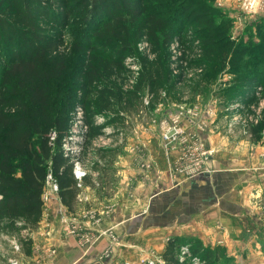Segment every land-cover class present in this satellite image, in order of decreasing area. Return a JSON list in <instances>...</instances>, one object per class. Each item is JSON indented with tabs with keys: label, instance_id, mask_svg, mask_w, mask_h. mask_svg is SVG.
Returning a JSON list of instances; mask_svg holds the SVG:
<instances>
[{
	"label": "trees",
	"instance_id": "obj_1",
	"mask_svg": "<svg viewBox=\"0 0 264 264\" xmlns=\"http://www.w3.org/2000/svg\"><path fill=\"white\" fill-rule=\"evenodd\" d=\"M152 1L0 0L1 232L40 227L49 171L58 182L61 204L74 211L81 189L63 144L71 136L79 109L84 124L80 128L81 160L90 142L105 135L106 126L118 128L125 123L140 102L143 88L151 94L153 106L162 92L186 79V67L201 69L205 85L216 80L229 63L234 78L223 95L244 107L257 103L256 88L264 90V18L247 23L245 34L235 39L241 44H235L231 39L233 19L215 7L214 0ZM179 10L182 17L172 15ZM66 34L70 39L66 40ZM255 35L259 42L242 44L246 36L252 41ZM143 38L158 56L151 60L142 57L136 85L132 90L123 89L110 77L125 71V58L135 54L134 47ZM174 41L181 43L180 60L187 64L179 66L178 76L166 60L171 58L166 51ZM191 52L194 57L199 52L200 60H191ZM77 54L84 55L81 69L71 72L73 89L63 90ZM99 114L111 118L97 125ZM262 130L264 119L253 128L256 138ZM53 131L56 139L51 144ZM184 246L206 264L219 257L218 249L205 247L198 239L174 237L163 254L166 263L187 264L179 261Z\"/></svg>",
	"mask_w": 264,
	"mask_h": 264
},
{
	"label": "crops",
	"instance_id": "obj_2",
	"mask_svg": "<svg viewBox=\"0 0 264 264\" xmlns=\"http://www.w3.org/2000/svg\"><path fill=\"white\" fill-rule=\"evenodd\" d=\"M217 5L236 28L237 0ZM206 135L213 147L221 146L220 136ZM130 140L121 151L105 150L116 156L111 166L116 184L109 181L112 174L103 168L107 165L100 161V166H90L80 191L86 203L77 200L70 212L79 233L65 232L60 204L52 200L45 204L40 227L33 231L29 253L20 264H47L49 250L56 253L55 264H142L153 257L164 260L167 242L174 237L198 239L236 264L240 253L252 258L243 264H262L253 252L264 247V137L251 146L233 144L231 148L236 147L228 149L233 156L212 157L211 172L190 179L173 172L177 153L166 154L157 133L137 131ZM223 164L229 169H221ZM84 232L107 233L88 248L81 241ZM110 248L113 253L107 256Z\"/></svg>",
	"mask_w": 264,
	"mask_h": 264
},
{
	"label": "rangeland",
	"instance_id": "obj_3",
	"mask_svg": "<svg viewBox=\"0 0 264 264\" xmlns=\"http://www.w3.org/2000/svg\"><path fill=\"white\" fill-rule=\"evenodd\" d=\"M220 0H214L213 5L215 7L219 8L217 3ZM152 0H149V3L152 4ZM238 2V0H237ZM221 9V8H219ZM224 13H226L228 16L229 14L221 9ZM181 10L177 13L176 11L173 12V16H178L182 17ZM237 12H238V6H237ZM237 17L239 16L238 13L236 14ZM254 21V20H253ZM252 22V21H251ZM236 28L233 29L234 25L232 26V34L236 35L235 38H240L243 34H245V26L243 29H241V26L238 25V21L236 20L235 22ZM187 35V34H184ZM183 35V36H184ZM66 40H68L69 35H65ZM188 37V36H186ZM247 37V36H246ZM259 37V36H258ZM234 38L231 36V39ZM248 38V37H247ZM244 38L243 45L249 46L252 45L253 43L259 42V38L254 36V39L251 41L250 38ZM70 39V38H69ZM144 39V38H143ZM147 41L148 39L145 38ZM237 39V40H238ZM234 39L235 44H241L238 43ZM141 41V40H140ZM139 41V42H140ZM136 44V47H134L135 54L137 57L141 59L142 62V56L141 53L139 52L138 49V43ZM150 43V42H149ZM236 47V45H234ZM153 52V51H152ZM167 53L171 54L170 57L172 56V53L170 51H166ZM166 52H163L164 55H166ZM131 55V54H130ZM155 57H152L155 59L157 56L154 54ZM194 53H190V59L193 61H198L200 60L198 57L193 56ZM129 56V55H127ZM147 57V56H145ZM84 60V55L83 54H77V56L74 57V59L71 61V71L67 75V79L62 83V89L66 90L67 88L73 89V83L74 79L72 77V71L73 73H76L78 70L81 69V63ZM151 60V59H150ZM166 60L168 62H171V58ZM233 61V60H232ZM231 61V64H232ZM248 63V60H244ZM243 61V62H244ZM251 63V62H250ZM259 63V62H258ZM125 66V64H124ZM245 66V65H244ZM247 73V71H246ZM202 74V73H201ZM201 74H192L191 76L186 75V79H184L181 83H178L172 90L169 88L168 90L162 92L161 94V99L158 103L153 105L150 110H146L145 107L143 106V100L146 96L147 89L143 88L141 91V96H140V102L136 105L134 108V111L130 116H127L125 119V123L121 127L115 128L112 125H108L110 127V130L113 132V134H110L108 137L110 139H100V138H94L89 146H87L85 154L81 157V161L83 163L84 168L87 169V171L90 173V166L95 165L96 162H102L103 164L107 165L108 167H103L104 169L108 170V172L112 174L114 171V167H111L114 165V161L116 159V156L114 154H106L104 150H119L124 147H128L129 144L131 143V140L129 141L130 138L134 136V134L139 131H152L156 133V130L153 127V119H159L160 117L164 116L168 112H172L176 109H178L180 106H186L187 108H193V107H198L199 111L201 112V117H204V121L206 122V126L208 127V130H210V134H215L217 136H220L221 139V146L215 148L213 147L209 141L207 135L205 134L203 136V140L206 142L207 147L211 150H213L212 156L210 157V160L212 157L217 156L219 160H223L227 156H233V152L231 150L229 151L228 149H233L237 145H242L244 143L249 144H256L259 142L263 137H264V131L261 132L260 137L256 138L255 133L253 131V128L257 125H259L263 119H264V100H260L259 104H254V108H251L252 106H245V107H239L241 110H237V108L232 107L233 104H240L239 102L235 101L236 103H231L230 98H226L223 94L225 93L226 89L228 88L227 85L228 83L234 78V74L231 71V65L226 66L225 70L222 71L220 74H218V77L216 80L210 81L209 83H206L205 85H202V80L203 78L201 77ZM201 75V76H200ZM111 81L116 82L118 85L122 86L123 89L126 90H132V83L131 81H134L133 76L129 72H127L126 68L125 71L119 74H114L110 77ZM200 84V85H199ZM261 87V86H259ZM257 87L256 89L258 90ZM229 89V88H228ZM165 95H164V94ZM255 99H259V96L257 97L256 93L253 94ZM264 96V92L263 95ZM92 100H94V96H91ZM258 103V102H257ZM160 106V110L158 112H154V110ZM256 106V107H255ZM149 109V108H148ZM248 112V113H247ZM244 113H246L244 115ZM241 114V115H238ZM101 115V114H99ZM107 115V114H106ZM250 115V116H249ZM98 116V115H97ZM96 116V117H97ZM242 116V117H241ZM244 117H248V121L250 117H257L258 123L255 124H249L248 128V134H245L244 132V125H243V120ZM243 118V119H242ZM242 120V122H241ZM108 122V121H107ZM95 124L96 118H95ZM100 125V124H97ZM79 127L75 126V130L78 132ZM122 131L125 135L126 141L123 143H120V133L114 135L115 132ZM123 135V136H124ZM242 143V144H241ZM233 146L231 148L232 145ZM105 152L104 154H100L102 151ZM249 151H252L249 149ZM228 152V155H227ZM231 152V153H230ZM241 152V151H239ZM237 152V153H239ZM229 156V157H230ZM242 156V155H240ZM104 157V158H103ZM209 160V161H210ZM221 169L228 170L229 168L227 166L220 165ZM114 173V172H113ZM109 181L112 182V185L116 184L117 182L115 181L114 175H110ZM86 203V201H84ZM262 205V203H261ZM264 205V203H263ZM262 205V206H263ZM59 213V219H60V212ZM13 240L18 241L19 244H21L22 250L18 254L13 251ZM32 241V236L31 239L28 235H26L23 230L20 231L19 233H13V234H5L0 231V264H11L10 259L15 258V257H20L22 259H26L27 255V248L31 247ZM115 244V243H114ZM27 247H26V246ZM262 245V243H261ZM263 246V245H262ZM24 248V250H23ZM246 251V250H245ZM247 252V251H246ZM20 254H22L20 256ZM252 254V253H251ZM254 255H256L258 258H260V262L264 264V247H261V249H258L253 252ZM195 257L193 256V253L191 252V257H188L186 260L187 264H191L192 258ZM240 264H243L244 261H252L251 255L246 254L245 256L240 253ZM160 264V263H159ZM168 264V263H164ZM213 264H236L233 261H230L229 258L226 257V255L223 257L219 253L218 259L215 261Z\"/></svg>",
	"mask_w": 264,
	"mask_h": 264
},
{
	"label": "built area",
	"instance_id": "obj_4",
	"mask_svg": "<svg viewBox=\"0 0 264 264\" xmlns=\"http://www.w3.org/2000/svg\"><path fill=\"white\" fill-rule=\"evenodd\" d=\"M238 25L243 26L244 23H250V21L256 20L257 18H264V0H238ZM195 44H198L195 42ZM138 49L142 56H147L150 59L155 57L152 52L151 44L145 38L142 39L138 43ZM170 51L172 53L171 56V67L173 70L174 75H179L181 70H179V66H186L187 64L181 61V57L183 56V47L179 41H174L170 46ZM197 57L200 56L199 52H196ZM124 64L128 69V72L133 76L134 81H131L133 88L138 80V77L142 71V63L141 59L136 55H129L125 58ZM202 72L201 69H188L186 67L185 76H191L192 74H200ZM263 88L259 87L256 90L257 100L259 104L260 100H264L263 95ZM164 94V93H163ZM165 95V94H164ZM143 106L146 110H150L152 107V96L147 90L146 96L142 98ZM264 102V101H263ZM254 105V104H253ZM232 107L237 108L239 112L241 111L239 107H244L240 104H233ZM256 107V106H255ZM149 108V109H148ZM160 106L157 107L154 112H158ZM251 108H254L252 106ZM248 113V112H247ZM246 113H244L245 115ZM241 115V114H238ZM250 116V115H249ZM242 117V116H241ZM83 111L79 109L76 113V118L74 122V126L71 130V136L68 139H65L63 144V150L66 157L70 158L73 163V173L74 177L77 181V187L79 189L84 188V180L86 177L89 176V172L86 168H84L82 161L79 159L80 154V147L79 142L82 141V136L80 135V128L82 127L83 121ZM111 116L109 114H101L96 117L97 124L104 125ZM243 119V118H242ZM257 117H250L248 121V117H244L243 125H244V132L248 134L249 124L255 122L258 123ZM153 127L158 134L163 150L166 154H170L172 152L177 153V159L173 165V172L179 175H183L186 179H190L193 177H197L199 175H205L210 173V168L208 167L210 157L212 156L213 150L209 149L206 145V142L203 140V136L205 134H209L210 130L206 126V122L204 121V117H201V112L199 111L198 107L187 108L186 106H180L178 109L168 112L164 116L160 117L159 119H153ZM242 122V120H241ZM75 126L79 127L78 132L75 130ZM87 127L85 126V129ZM104 136L99 137L100 139H110L108 137L113 132L110 130V127L106 126L104 128ZM120 133V143L126 141L125 135L122 131L118 133L115 132L114 135ZM124 135V136H123ZM56 139V132L53 131L50 134L51 144ZM3 196L0 194V202L2 201ZM59 202V211L60 212V222L64 226V230L68 235H75L79 233V227L77 224H74V219L72 218L70 212L66 207L61 204L60 197H59V186L58 182L53 175L52 171H49L46 178V185L43 193V201L44 206L45 204L51 201ZM77 200L80 202L86 201V198L81 193L78 194ZM23 232L28 235L31 239L33 231L31 230H23ZM3 233V232H2ZM107 232L101 233L99 235H95L90 232L81 233V241L83 245L88 248H91L96 241L101 237V235L106 234ZM6 234V233H5ZM117 240L114 239L113 243H116ZM21 244L18 241L13 240V251L16 253H20L22 250ZM113 253V249H108L105 254L110 256ZM48 262L47 264H55V251L49 250L47 251ZM22 254H20L21 256ZM191 257V252L188 246H184L179 254V261L186 262L187 258ZM11 264H20L21 258L15 257L10 259ZM164 264L166 263L162 258H148L142 260V264ZM115 264H132L129 262L125 263H115ZM191 264H206L204 261L199 259L198 257H193L191 260Z\"/></svg>",
	"mask_w": 264,
	"mask_h": 264
}]
</instances>
